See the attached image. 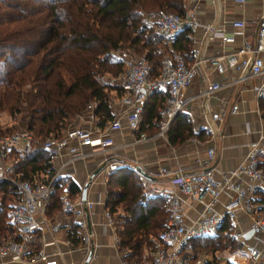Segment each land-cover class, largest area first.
Listing matches in <instances>:
<instances>
[{"label":"crops","instance_id":"1","mask_svg":"<svg viewBox=\"0 0 264 264\" xmlns=\"http://www.w3.org/2000/svg\"><path fill=\"white\" fill-rule=\"evenodd\" d=\"M185 5L186 9L192 10L199 24H210L216 31V34L206 41L202 40V32L199 28L189 30L187 33L191 44L190 50L185 52V59L191 62L199 57L200 62L197 72L181 92L183 105L179 113L187 118L193 134L180 140L169 141L166 129L164 136H152L155 131L154 116L160 115V107L158 113L154 110L151 116L147 107L154 99L153 105L160 106L159 98L163 94L159 93L156 98L150 96L145 101L136 131L128 130L124 119L121 118L120 128L109 134L112 144L103 150L93 146H83L78 155L70 161L67 160L69 155L64 153L55 158L49 157L51 167L53 171L57 170V175L53 190L36 214L38 227L29 255L41 251L54 264H119L120 261L133 264L132 259L135 256L131 255V249L127 246H119L117 231L121 230L123 224H120L122 220L118 216H124L121 203L114 204L113 211L110 212L106 203L107 191L120 190V186L116 183L119 172L126 171L127 183L138 182L143 196L141 204L151 213V210H154L152 207L156 205L164 210L165 202L161 196L163 191L175 190L169 181L170 171L179 170L182 174H191L199 169L211 168L214 176L219 179L224 172L242 162L248 143L255 139L257 131L264 126V98L257 99L253 94V87L258 84L259 79L251 76L242 81H235L237 71L227 68L221 73H216L208 66L205 58L232 51L241 37L251 38L256 28V21L264 14V0H247L243 3L229 0H190L185 1ZM233 20H242L244 26L241 28L232 26ZM218 32L232 35L235 42L223 44ZM177 34L171 41H163L168 53L175 50L170 44ZM207 78L220 86L203 99L199 96V92ZM118 94L117 90L116 93L109 94L108 102H113L110 106L106 105L109 116L116 108L114 99ZM232 104L236 105L235 112L229 111ZM211 112L221 116L217 126L209 119ZM137 132L151 136L135 141L133 139ZM207 148L213 150L211 159L206 156ZM101 162H104L103 166L90 179L85 187L84 200H81L80 190L83 183L88 174ZM0 164L4 162L0 160ZM109 164H114V167L107 170ZM135 166L150 177L145 178L140 175L135 170ZM161 168L165 170V174L160 173ZM45 175L46 173L41 171L34 177L37 179ZM241 182L245 184L248 181L242 178ZM262 186L264 188V180ZM64 193L71 199L79 201L74 213L60 212L59 197ZM180 198L184 220L188 223L195 217L199 206L185 195H181ZM224 198L225 193L222 192L214 204L215 210L222 209ZM254 201L264 210V202L259 200L258 192L254 194ZM9 203H6V209ZM105 210L110 214L111 222L104 217ZM162 219L164 221V216ZM229 221V224L236 228L235 233L241 231L244 234L248 230L249 218L243 213H238L234 220ZM129 222L132 224V219ZM69 233H74L77 238L76 243H71L68 238ZM84 233L86 240L80 238ZM156 236L151 234L145 236L139 248V258L156 245L165 246ZM248 237L249 235L246 237L247 240H250L251 238ZM15 238L14 229L10 226L4 240ZM189 242L180 248L181 254L184 251L189 256L197 254L187 250L191 247L186 246ZM88 250L90 254L87 257ZM227 256V260L232 264H248L247 261L239 259L241 257L237 252L233 251ZM222 261L224 262V259ZM0 264H43V261L40 259L10 261L4 256L0 258Z\"/></svg>","mask_w":264,"mask_h":264},{"label":"built area","instance_id":"2","mask_svg":"<svg viewBox=\"0 0 264 264\" xmlns=\"http://www.w3.org/2000/svg\"><path fill=\"white\" fill-rule=\"evenodd\" d=\"M190 1V0H185ZM243 3L247 0H229ZM144 23L149 24L152 30L163 41H171L176 33L187 28L202 32V40L211 39L216 31L210 24H199L190 9L177 13L163 8H156L142 14ZM232 26L243 27L242 20H233ZM223 44H233L232 35L218 32ZM112 58L121 63L122 71L109 78L118 88L116 108L110 118L101 125H97L98 118L94 113V102L89 101L84 108L75 113L73 125L66 124L59 135H49L42 141L43 149L50 158L61 153L69 155L68 161L78 155L83 146H93L100 150L112 144L109 135L118 130L121 118L124 119L128 130L136 131L142 107L150 96L162 93L160 115L154 121L155 131L152 136H164L171 119L181 110L183 100L182 90L189 84L198 70L199 57L186 62L179 52L164 54L161 59L159 72L150 76L148 61L143 55H134L130 49L115 48L110 52ZM212 71L221 73L227 68L237 71L235 81H242L247 77H258L259 81L253 87L255 98H264V14L256 21V28L251 38L241 37L234 49L222 52L219 55H209L205 58ZM219 84L205 80L199 92L205 98L212 91L219 88ZM111 102L107 101V106ZM230 112L236 111L232 104ZM209 119L216 126L221 116L216 112L209 114ZM77 122V123H76ZM85 123V125H83ZM144 132H137L135 141L150 137ZM32 136L24 128H17L8 133L0 134V181H7L16 188L18 199L12 201L6 209L7 221L13 227L16 239H5L0 243V258L6 256L10 261L42 260L43 264H54L41 251L28 254L31 244L36 238L38 223L36 214L47 200L54 188L56 171L50 175L39 177L33 181L19 179L14 174V165L25 158L32 149ZM207 158L213 156L212 148L206 149ZM114 164L107 165V170ZM170 183L175 190H165L161 193L165 202L166 216L162 228L157 233V240L164 244L156 245L146 251L140 258L139 264H213L216 254L197 253L188 255L179 253V249L189 240L196 237L214 235L225 219L234 220L238 213L249 218L248 228L251 232L247 240L241 231L235 234V252L248 264H264V210L254 201V194L262 189L264 180V126L257 131L253 141L248 143L242 162L234 168L224 172L219 179L214 176L211 168L199 169L191 174H182L179 170L170 171ZM160 173L165 174L161 168ZM242 178L247 180L245 184ZM224 192L225 198L222 209L215 210L214 204ZM181 195L187 196L198 204L195 217L188 223L184 220ZM59 210L63 214L74 213L79 204L78 200L71 199L67 194L59 197ZM108 222H111L107 210L103 212ZM54 228V226H52ZM244 232V231H243ZM81 239L86 240L84 233ZM228 257V256H227ZM225 262V261H224ZM217 261L216 264H223ZM227 262L231 263L229 260ZM119 264H131L120 261Z\"/></svg>","mask_w":264,"mask_h":264},{"label":"trees","instance_id":"3","mask_svg":"<svg viewBox=\"0 0 264 264\" xmlns=\"http://www.w3.org/2000/svg\"><path fill=\"white\" fill-rule=\"evenodd\" d=\"M156 8L183 13L186 5L185 0H0V109L17 113L19 124L32 136L30 153L14 165L19 179L33 181L41 171L47 176L53 172L42 141L59 135L64 120L79 113L87 102H94L99 125L110 118L106 104L113 86L99 80L98 75H117L121 69V63L110 56L112 50L127 45L132 52L142 51L150 76L158 74L162 56L171 53L151 26L142 22V13ZM188 32L187 28L179 31L170 44L173 52L184 58L191 44ZM154 100L147 107L149 116L162 106V97L160 106H154ZM188 124L178 112L168 125L167 139L180 140L193 134ZM118 175L120 190L107 191L106 203L109 212L114 204L121 203L124 216H118L123 224L117 231L119 246L129 247L135 256L133 264H139V248L145 236L157 235L163 226L165 203L164 210L156 205L150 213L141 204L138 182L127 183L126 171ZM257 192L264 202V193ZM5 195L18 199L16 188L0 181V243L11 226L5 214ZM229 222L225 219L217 234L192 238L189 244L193 241L191 245L197 242V246L215 248L220 241L213 239L227 237ZM68 238L73 244L77 241L74 233Z\"/></svg>","mask_w":264,"mask_h":264},{"label":"rangeland","instance_id":"4","mask_svg":"<svg viewBox=\"0 0 264 264\" xmlns=\"http://www.w3.org/2000/svg\"><path fill=\"white\" fill-rule=\"evenodd\" d=\"M143 14V13H142ZM142 22L144 23V21L142 20ZM145 25L150 26L149 24H146ZM127 45L121 47V48H126ZM131 47L129 46V49ZM134 55H143L142 51L140 52H133ZM165 54V53H164ZM111 56V55H110ZM114 58H112L113 60ZM116 60V59H115ZM2 65V64H1ZM112 70H114V68H110ZM122 71V66H121V69L118 71L117 75ZM111 76H116L115 75H111L109 73H101V75H98V78L99 80H101L102 82H106L107 84H111L113 86L112 89H110L111 92H108V95L110 93H116V90H117V87L114 85V82H110L109 81V78ZM27 85V84H26ZM18 114L17 113H14V112H11L9 109H5V107H1L0 109V134L2 133H8L14 129H17V128H23V125L19 124L18 122ZM74 118L72 117L70 120L66 119L64 120V124H69V125H73L74 124ZM64 125V127H65ZM62 127V129L64 128ZM62 129L60 131H62ZM61 133V132H60ZM13 198H10V196H6L5 195V201L4 203H7V202H12L14 200H12ZM9 203V204H10ZM235 230L236 228L232 225L228 230V235L226 238L223 237V239H220L217 238V239H213L214 242H216L217 240L220 241L219 244L215 247V248H212L210 246H197V242L196 243H193V245H186L187 247L188 246H191L190 248H187V250L190 252V253H210V254H216V258L213 259L212 263L215 264L217 261H222V259H224V261H227V254L228 253H231V252H235ZM232 239L230 242H229V239ZM193 242V241H192ZM213 244V243H212ZM184 246V245H183ZM194 248V249H193ZM179 253L182 251V249L178 250ZM241 260V258H239Z\"/></svg>","mask_w":264,"mask_h":264},{"label":"water","instance_id":"5","mask_svg":"<svg viewBox=\"0 0 264 264\" xmlns=\"http://www.w3.org/2000/svg\"><path fill=\"white\" fill-rule=\"evenodd\" d=\"M104 162H101L94 170H92L88 176L86 181L83 183L81 190H80V199L84 200V194H85V187L87 186V184L89 183L90 179L92 178V176L103 166ZM135 170L142 176H144L145 178H149L150 176H148L147 174H145L143 171L140 170V168L138 166H135ZM251 230L248 229L244 234L243 237H247L250 234ZM90 254V250H88L87 252V257Z\"/></svg>","mask_w":264,"mask_h":264}]
</instances>
